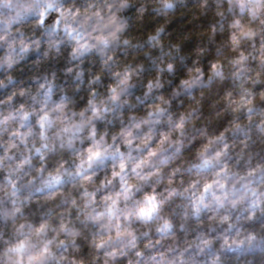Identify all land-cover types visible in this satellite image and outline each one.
Returning <instances> with one entry per match:
<instances>
[{
  "label": "clouds",
  "instance_id": "9594fccd",
  "mask_svg": "<svg viewBox=\"0 0 264 264\" xmlns=\"http://www.w3.org/2000/svg\"><path fill=\"white\" fill-rule=\"evenodd\" d=\"M0 264H264V0H0Z\"/></svg>",
  "mask_w": 264,
  "mask_h": 264
}]
</instances>
